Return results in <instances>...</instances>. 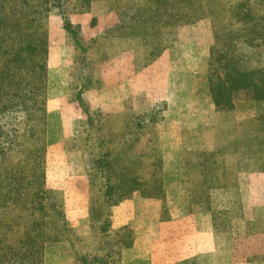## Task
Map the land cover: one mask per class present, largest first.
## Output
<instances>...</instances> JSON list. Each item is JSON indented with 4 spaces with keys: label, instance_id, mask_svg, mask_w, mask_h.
I'll list each match as a JSON object with an SVG mask.
<instances>
[{
    "label": "rangeland",
    "instance_id": "1",
    "mask_svg": "<svg viewBox=\"0 0 264 264\" xmlns=\"http://www.w3.org/2000/svg\"><path fill=\"white\" fill-rule=\"evenodd\" d=\"M44 4H49L46 12ZM52 4L0 0V264H82L84 258L89 264H120L122 245L135 237L128 227H114L115 220L136 221L132 213L150 208L161 210L160 216L153 226L139 225L149 233L141 238L147 230H138V240L154 242L158 236L164 240L156 242L160 252H168V241L177 238L168 224L166 235L173 238L166 239L163 226L176 223L179 210L193 214L194 204L214 213L218 238L233 240V246H220L227 251L216 255L217 261L203 252L185 264H264V220L258 215L264 205V99L248 87L233 93L231 107L222 99L218 110L239 106L238 112L256 118L245 124L256 134L234 148V156L246 163L231 165L220 145L213 154L187 157L180 169L176 154L169 167L163 166L172 144L163 123L166 103L158 99L167 78L180 77L185 80L180 87L194 92L199 88L192 81L205 78L211 93L209 77L214 83L221 79L218 64L230 58L228 66L254 72L253 82L263 80L264 0ZM158 4L160 21L154 11ZM42 35L46 54L38 51ZM38 58L45 59V75L43 90L34 92L35 81L23 87L22 80L34 79L28 71L37 70L32 62ZM137 76V95L129 97V80ZM119 100L125 110L137 111L120 114ZM220 124L225 128L226 118ZM165 175L169 184L163 183ZM205 179H212L209 190L218 191L217 199L201 195ZM132 189L151 198L131 195ZM243 190L250 191L244 205L234 198ZM109 194L111 202L105 201ZM57 211L64 221L55 217Z\"/></svg>",
    "mask_w": 264,
    "mask_h": 264
},
{
    "label": "crops",
    "instance_id": "2",
    "mask_svg": "<svg viewBox=\"0 0 264 264\" xmlns=\"http://www.w3.org/2000/svg\"><path fill=\"white\" fill-rule=\"evenodd\" d=\"M183 82H185V80H180V77H177L176 79H165V89L162 91L161 97L160 95L158 96V99L166 103V109L163 112V123L167 125L166 128H164L165 134L166 136L169 135L168 140L169 143L172 144V146L169 144L170 148L168 150L166 148L164 151L163 158L165 160L163 161V166H165V168L170 166L171 162L169 160L172 159L171 156L174 154H176L174 156L177 157L176 165L180 169L186 166L187 161L185 162L184 160L187 157H191L195 154H213L217 149L220 148L228 152L225 158L227 162L229 160L231 163L233 162L231 165L235 164L236 166H239L241 163H246L247 161H243L241 158L239 159L237 154L234 156V148L244 137L256 134V132H250L249 129L251 126L245 125L251 123L252 121L250 120H256V118H250V116L247 117L248 113H245L244 111L238 112L237 107L239 106L233 107L232 110L228 112H219L213 103V99L211 93H209V88L205 78L198 77L196 81H192L193 84H198L197 86L199 90L195 92L193 91L195 89H185L184 87H180V84H183ZM123 83L120 81L117 88L121 89ZM193 84L192 86H194ZM128 87L130 91L129 97L136 96L138 92V76L132 77L129 80ZM186 92L188 95L185 94ZM126 96L127 95H125V97ZM121 102L122 101L119 100V106L117 107V111L120 114L130 113V111H137L136 108L130 109L129 111L125 110L123 107H121ZM253 116L258 117V114H253ZM225 118L226 125L225 128H223L220 123L221 119ZM228 119L232 121L228 123ZM220 145L222 146L219 148ZM243 176L245 175L243 174ZM180 177L182 178L181 174L178 175V179L181 181ZM170 179L171 177H169V175L163 176V183L169 184ZM238 180L240 182L239 177ZM241 180L244 181V179ZM179 192H181V190H179ZM204 192L205 193L202 192L203 195H201L209 197L211 200L218 198V191L215 189L209 190L207 193L206 191ZM222 192L228 191L222 190ZM249 192L250 191L248 190H243L241 195H234V198L241 200L242 205H244L243 200L245 198H250L248 194ZM189 194L190 192L184 191L183 197L185 199H191ZM169 195L170 194L165 191L166 199L170 197ZM225 195L227 196L231 194ZM259 195L262 197V192H259ZM193 208V214L192 212H189V216H185V213L179 210V212L176 214L177 216L175 217L178 218L176 223H173V220L172 222L169 221L170 223L167 224L164 221L158 222L165 223L162 231L163 236L166 237V239L173 238H170L173 235H171L169 238L166 235L168 233V224L174 231L177 238V242L173 244L172 240L174 238L168 241V246L165 247L168 249V252H165L164 250L160 252L162 246L156 242H161L164 240H157L158 236L152 238L151 241L154 240V242H150V240H138V230H147L141 229L139 225L146 223L147 226H153L156 222V219L160 216L161 210L150 208L149 210L142 209L139 213L134 212L132 215H137L136 221H133V217L129 216L125 218L123 223H119L115 220L116 224L114 223V227L117 226L118 229L120 227H128L132 231L133 237H135L132 240V244L128 243L127 247H123L120 256V264H185L186 261H197L194 258L200 257L201 253L203 252H209V255L213 253L215 260L217 261L216 255L219 257L222 252L227 251L220 250V246L230 245L231 247L233 246V240L224 238V236L222 239L218 238L219 234L217 232L220 229L218 228L219 226L215 225V223L212 221L214 213L212 214L207 209L203 210L201 204H194ZM258 211L260 213L258 215L261 216L260 220H264V205L260 207ZM138 218L139 220H137ZM230 229L231 228L229 227V230ZM148 233L149 232L147 230L141 235V238L146 237ZM155 234L158 235L157 232H155ZM141 245H143L142 248H140ZM204 248L205 250H203ZM159 253H166V258L162 261L155 258V255H158ZM226 261L231 262V258L228 259L226 256Z\"/></svg>",
    "mask_w": 264,
    "mask_h": 264
},
{
    "label": "trees",
    "instance_id": "3",
    "mask_svg": "<svg viewBox=\"0 0 264 264\" xmlns=\"http://www.w3.org/2000/svg\"><path fill=\"white\" fill-rule=\"evenodd\" d=\"M50 2L53 3L52 4V6H53L54 4L58 3V0H50ZM48 5L49 4H44V8H43L44 12L48 11V9H49ZM158 6H160V4L157 5L156 10H154V11H155V17H157L158 20H159V18H160V16H162V14L160 12V9H158ZM0 9L4 10L3 9V5H0ZM147 11L150 12L149 10H147ZM152 16H154V15H152ZM142 21H144L146 23L147 20H142ZM166 23L167 22H165L163 24L165 25ZM39 44H40V48H38V51L40 53H42V54H46V51H47L46 48L47 47H46L45 35L44 36L42 35V38H41V41L39 42ZM27 45H28V48L31 47L30 43H28ZM6 47H8V46H6ZM41 59L42 58H38L37 61L32 62V68H37V70L31 69L30 71H28V73L30 75H34V79L31 80L30 82H28L29 80H26V79L22 80L23 87H26L27 85L32 84V82L35 81V84H32L33 86H32V90H31V91L34 90V92L43 90L42 80H43L44 75H45V59L44 58L42 60ZM231 60L233 61V58H230L229 61L227 60V62L224 63L223 65L222 64H218V66L222 67V69L224 71V76L221 79L218 78V77H215L216 82L214 83L213 78L209 77V83H210V88H211V96H212L213 103H214V105H215L217 110H220L221 107L223 106L222 105L223 102H221L222 99L226 100V105L228 103L230 105V107H231V105L233 103L232 102L233 93L235 91H240V90H243L244 88H248V87L254 88L255 93L257 92V96H256L257 99H264V79L263 80H257L256 82L255 81L254 82L251 81L250 79L252 77H254L255 73L252 72V71H246V70L238 69L236 67L228 66L229 62L232 63ZM32 71H33L34 74H32ZM262 75L261 76L264 78V74H262ZM9 86L11 87L10 84H9ZM41 95H42V92H41ZM42 102H43V99H41V103ZM18 104H19V102H18ZM27 105L28 104L23 102V108H25V109L28 108ZM31 105H32V107H35V109H36V102H33V104H31ZM10 106L11 105L2 106V109L3 108L7 109ZM39 110L42 111V108L40 107ZM208 156H212V155H208ZM40 177L41 176H38V177L36 176L35 180H39ZM210 180H212V179H205L206 182H203V184H207L208 188L207 187L202 188V192L207 191V190H209L211 188H214L211 185V183L209 182ZM155 182L161 183L160 180L159 181L155 180ZM160 187H161V185H160ZM135 192H139L142 197L151 198V195L142 194V192H140L139 189H132L131 190V195H132V193H135ZM112 199H113V197H111V195L109 194V196L106 197L105 201L111 202ZM51 205L52 206L53 205L56 206L53 202H51ZM54 206L51 207V209L53 211H54ZM42 209H44V208H42ZM42 209H40V210H42ZM58 216L63 218V221L65 220L64 217H63L62 212H58V211L55 212V217H58ZM127 245H128V243H124V245H122V246L123 247H127ZM81 263L82 264H89L87 258L81 259ZM105 264H107V263H105Z\"/></svg>",
    "mask_w": 264,
    "mask_h": 264
}]
</instances>
